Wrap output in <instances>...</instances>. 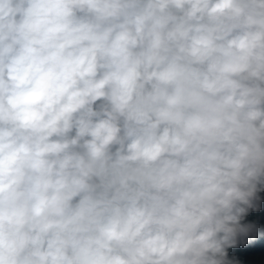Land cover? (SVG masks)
<instances>
[{"label":"clouds","instance_id":"obj_1","mask_svg":"<svg viewBox=\"0 0 264 264\" xmlns=\"http://www.w3.org/2000/svg\"><path fill=\"white\" fill-rule=\"evenodd\" d=\"M0 264H264V0H0Z\"/></svg>","mask_w":264,"mask_h":264}]
</instances>
